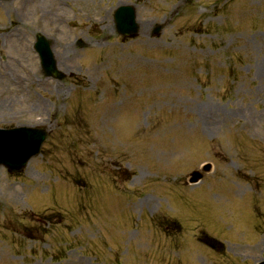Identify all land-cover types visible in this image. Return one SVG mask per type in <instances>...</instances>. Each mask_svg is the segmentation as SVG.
<instances>
[{
    "label": "rangeland",
    "instance_id": "obj_1",
    "mask_svg": "<svg viewBox=\"0 0 264 264\" xmlns=\"http://www.w3.org/2000/svg\"><path fill=\"white\" fill-rule=\"evenodd\" d=\"M20 125L50 137L0 169V264L264 260V0H0V128Z\"/></svg>",
    "mask_w": 264,
    "mask_h": 264
},
{
    "label": "water",
    "instance_id": "obj_2",
    "mask_svg": "<svg viewBox=\"0 0 264 264\" xmlns=\"http://www.w3.org/2000/svg\"><path fill=\"white\" fill-rule=\"evenodd\" d=\"M118 32L123 36L136 37L139 33L136 9L133 6H123L115 14ZM164 26H157L155 34L159 35ZM36 50L40 55L45 73L56 79H64L56 65L51 48V42L44 36H38ZM45 127H17L13 129H0V167L4 166L11 174L23 172L30 161L40 155L42 147L48 139ZM211 165L204 167L209 172ZM204 177L203 172L195 171L191 175L190 183L195 184ZM264 264V261L259 263Z\"/></svg>",
    "mask_w": 264,
    "mask_h": 264
},
{
    "label": "trees",
    "instance_id": "obj_3",
    "mask_svg": "<svg viewBox=\"0 0 264 264\" xmlns=\"http://www.w3.org/2000/svg\"><path fill=\"white\" fill-rule=\"evenodd\" d=\"M208 244H210V245L214 246V243H213V241H209V242H208Z\"/></svg>",
    "mask_w": 264,
    "mask_h": 264
}]
</instances>
